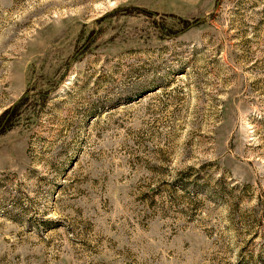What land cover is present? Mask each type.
<instances>
[{"label": "rangeland", "instance_id": "1", "mask_svg": "<svg viewBox=\"0 0 264 264\" xmlns=\"http://www.w3.org/2000/svg\"><path fill=\"white\" fill-rule=\"evenodd\" d=\"M0 264H264V0H0Z\"/></svg>", "mask_w": 264, "mask_h": 264}]
</instances>
